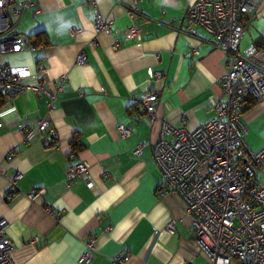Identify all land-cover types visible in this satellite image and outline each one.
Returning <instances> with one entry per match:
<instances>
[{
	"label": "crops",
	"instance_id": "crops-1",
	"mask_svg": "<svg viewBox=\"0 0 264 264\" xmlns=\"http://www.w3.org/2000/svg\"><path fill=\"white\" fill-rule=\"evenodd\" d=\"M194 1L28 0L20 18L12 15L27 42L4 60L32 75L43 66L51 88L65 78L48 112L50 127L28 141L18 123L46 114L45 97L31 90L10 99L0 94V216L13 243L10 264H107L116 252L127 253L123 264H209L182 197L159 192L163 176L152 143L160 122L149 123L136 101L154 88L156 116L175 125L184 117L190 128L214 115L226 59L202 26L188 24L185 13ZM127 8L137 14L131 17ZM97 14L112 31L95 28ZM133 23L139 39L125 37ZM248 44L264 48V0L240 39V48ZM81 50L86 60L79 63ZM155 70L163 73L160 81L152 80ZM119 123L130 127L128 136H119ZM240 123L251 149L264 145V99L243 108ZM140 141L142 152L135 155ZM79 160L88 165L87 178L67 180V166ZM13 169L21 172L17 193L6 198ZM258 178L264 182V170ZM38 189L34 200L26 196ZM89 239L91 259L77 262Z\"/></svg>",
	"mask_w": 264,
	"mask_h": 264
},
{
	"label": "built area",
	"instance_id": "built-area-1",
	"mask_svg": "<svg viewBox=\"0 0 264 264\" xmlns=\"http://www.w3.org/2000/svg\"><path fill=\"white\" fill-rule=\"evenodd\" d=\"M261 1L195 0L185 13L188 24L202 26L209 34L208 41L221 49L226 59L225 73L220 81L223 97L214 102V115L208 121L190 128L182 117L181 123L175 125L163 116H156V89H145L136 96L149 123L155 119L160 122L158 135L152 143V156L163 176L159 192H175L182 197L195 241L209 264H264V182L258 178V173L264 170V145L251 149L240 123L243 94L264 99V48L254 44L239 46ZM27 6L28 0L18 5L11 0H0V94L10 99L21 91L31 90L46 99V114L18 123L19 129L26 127L25 141L50 127L48 112L65 78L60 75L59 82L51 88L46 84L43 66L32 75L26 66L4 60L6 54L21 51L27 42L26 35L16 29V21L11 18L12 15L20 18ZM127 13L133 17L137 10L127 8ZM94 25L97 30H113L111 22L101 14L96 15ZM124 32L128 39L140 38V29L135 23ZM191 50L196 52L195 47ZM85 60V52L79 51L76 61ZM162 78L163 73L155 70L152 80L156 82ZM117 128L120 137L130 134L131 129L126 124L119 123ZM142 149L140 141L132 151L139 155ZM12 156L9 151L6 159ZM87 171L88 165L79 160L67 166L65 177L69 181L87 178ZM20 176L17 169L8 175L6 198L17 193L16 181ZM87 184L91 186L92 181L88 180ZM42 191L34 190L26 196L34 200ZM45 209L57 217L56 211ZM7 226V220L0 216V264L12 262L13 243ZM94 249V239L86 241L77 262L89 261ZM127 258V253L116 252L107 264H123Z\"/></svg>",
	"mask_w": 264,
	"mask_h": 264
},
{
	"label": "trees",
	"instance_id": "trees-1",
	"mask_svg": "<svg viewBox=\"0 0 264 264\" xmlns=\"http://www.w3.org/2000/svg\"><path fill=\"white\" fill-rule=\"evenodd\" d=\"M243 100L245 101V103L242 104V109L247 108L250 104L254 103L255 99L250 97L249 94H247V96H244L241 100V102H243ZM74 145V144H73Z\"/></svg>",
	"mask_w": 264,
	"mask_h": 264
}]
</instances>
